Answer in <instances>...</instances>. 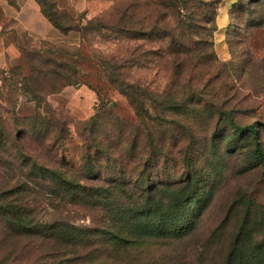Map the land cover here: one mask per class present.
<instances>
[{"label":"trees","instance_id":"trees-1","mask_svg":"<svg viewBox=\"0 0 264 264\" xmlns=\"http://www.w3.org/2000/svg\"><path fill=\"white\" fill-rule=\"evenodd\" d=\"M37 2L54 29L65 36L78 33L81 44L51 47L53 53L73 55V60L20 45L21 64L1 73L0 173L9 182L0 188V218L28 241L39 239L42 247L50 243L49 264H67L68 253L79 261L95 244L120 254L150 239L189 236L212 199L214 183L206 186L209 180L196 170L189 147L180 148L178 141L184 137L183 125L189 128L191 118L200 120L204 106L215 102L206 95L219 63L214 36L223 0H118L111 14L89 20L74 17L56 0ZM237 7L252 18L258 16L251 19L253 25L264 26V0H238L230 17ZM100 37L113 39L119 48L111 54L99 51L93 41ZM89 60L128 100L136 121L104 105L89 120L74 124L48 102L67 87H92L82 65ZM156 63L164 87L156 89L152 82L133 77L142 69L154 70ZM14 95L35 103L34 114L18 116ZM218 115L224 118H219L221 126L212 136V152L225 141L226 152L245 151V172L264 167L258 126H242L222 110ZM225 118L234 130L222 136ZM75 139L79 149L72 162L68 146ZM169 139L178 142L175 147L167 146ZM171 165L184 172L166 181ZM35 197H44L54 209L74 205L100 210L102 228L96 222L80 227L57 216L38 218L37 210L22 203ZM225 264H264V218L253 231L249 227L237 234Z\"/></svg>","mask_w":264,"mask_h":264},{"label":"rangeland","instance_id":"rangeland-1","mask_svg":"<svg viewBox=\"0 0 264 264\" xmlns=\"http://www.w3.org/2000/svg\"><path fill=\"white\" fill-rule=\"evenodd\" d=\"M56 1L61 9L67 10L74 17L84 15L85 20L106 17L113 12L118 2ZM237 1L223 0L218 10V31L214 36V49L219 63L212 70L215 78L209 83L210 89L206 95L215 102L204 106L200 120L192 121L191 118L190 127L184 124L180 129L184 137L178 141L179 147H189L188 152H192L196 170L209 180L206 186L214 183L212 199H209L203 209L194 232L178 240L150 239L143 245L131 247L120 254L109 246L95 244L87 250V254H82L79 261H74L76 256L68 253L64 258L67 264H225L237 234L241 231L247 232L249 227L253 231L263 222L264 167L245 172L249 166L245 151L238 149L226 152L225 141L218 140L220 150L212 152V136L221 126L217 124L219 118L223 117L218 115L220 110L242 126L257 125L262 132L261 141L264 143V26L253 25L251 19L258 16L250 17L248 10L243 14L240 7H237L230 17L232 4ZM39 8L37 0H0V76L4 70L21 64L23 54L19 49L20 45L28 49L41 48L46 54H54L59 60L74 59L73 55H68L65 51L53 53L51 47L79 46L80 35L75 32L66 36L61 34L46 18L37 13ZM93 45L99 51L109 54L119 48L113 39L103 37L95 39ZM83 50L84 54L88 53L86 48ZM82 65L87 73L84 79L92 87H67L48 97V102L55 109L65 112L74 124L77 121L89 120L104 105L119 115L136 121L134 109L121 93L111 88L104 80L99 65L93 60L84 61ZM155 65L157 63L153 66ZM148 69L140 70L133 77L152 82L153 88L156 89L164 87V74L158 72L157 67L150 71H147ZM13 99L17 100L18 116L34 114L36 105L28 101V97L14 95ZM226 119L222 120V128L225 130L222 136L234 130ZM168 121L173 122L172 119ZM72 131L76 136L74 126ZM168 142L167 146L170 147H175L178 143L171 139ZM78 149L79 141L75 139L68 146L72 162L77 160ZM173 150L178 151L179 148ZM183 172L182 169L171 165L166 181L180 178ZM7 182L9 177L0 173V188ZM0 200L4 199L0 197ZM22 203L37 210L38 218L57 216L80 227L94 226L104 215L100 210L74 205L54 209L44 197H35L32 201ZM101 224L99 223L98 227L102 228ZM51 249L50 243L42 247L39 239L28 241L25 237L13 233L0 218V264H31L39 257L33 264H49L51 261L47 256L51 254Z\"/></svg>","mask_w":264,"mask_h":264},{"label":"crops","instance_id":"crops-1","mask_svg":"<svg viewBox=\"0 0 264 264\" xmlns=\"http://www.w3.org/2000/svg\"><path fill=\"white\" fill-rule=\"evenodd\" d=\"M36 11H37V13H38L39 15L41 14L42 17H44L43 14L41 13V9H40V8H39V10L37 9ZM44 19H45V17H44Z\"/></svg>","mask_w":264,"mask_h":264}]
</instances>
